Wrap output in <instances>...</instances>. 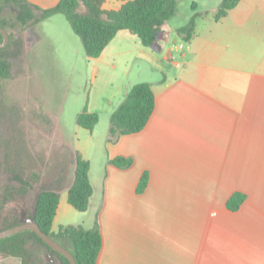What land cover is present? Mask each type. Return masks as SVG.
Masks as SVG:
<instances>
[{
	"label": "crops",
	"instance_id": "crops-1",
	"mask_svg": "<svg viewBox=\"0 0 264 264\" xmlns=\"http://www.w3.org/2000/svg\"><path fill=\"white\" fill-rule=\"evenodd\" d=\"M25 1L49 8L59 0ZM201 11L189 41L176 31L185 23L168 20L150 46L123 29L89 58L100 81L117 78L104 104L108 126L135 83H151L155 96L141 131L115 142L105 136L103 165L93 166L77 147L90 164V214L66 224L98 222L97 264H264V0H239L219 20L216 8ZM47 19L26 28L33 45ZM117 156L132 164L108 162ZM145 171L148 183L138 193ZM70 184L66 197L52 188L60 194L53 230L66 225L54 223L68 210L61 201ZM234 192L246 197L231 211L226 201ZM17 260L0 255V264Z\"/></svg>",
	"mask_w": 264,
	"mask_h": 264
},
{
	"label": "trees",
	"instance_id": "trees-1",
	"mask_svg": "<svg viewBox=\"0 0 264 264\" xmlns=\"http://www.w3.org/2000/svg\"><path fill=\"white\" fill-rule=\"evenodd\" d=\"M4 1L19 3L22 7V30L55 14H62L79 37L87 58L98 57L116 33L123 29L137 35L143 46L152 45L161 26L171 19L177 10V0H126L117 9L104 8L106 0H59L49 8H40L25 0ZM238 2L239 0H221L216 7L214 18L221 19ZM29 6L35 10L34 14ZM191 7L194 12L188 21L176 30L185 41H189L193 36L197 18L206 12L197 11L195 3H192ZM0 26L9 36L7 44L0 47V78H9L12 75V63L23 55L24 37L19 32L9 31L3 22H0ZM154 106L155 96L151 83L138 82L132 85L123 101L110 114L107 142H115L122 135L141 131L147 124ZM17 117L0 104V231L23 222L20 214L2 215V206L16 200V197H27L32 203V212L28 217L32 218L43 232L67 248L77 264H97L102 245L98 222L95 221L91 228L66 224L53 230L52 223L59 203V192L38 186L37 173H33L31 184L28 181L31 175L27 179L23 178L15 166V156L20 145L16 132ZM98 121L99 114L88 111L87 107H84L75 119L76 124L89 131L93 130ZM23 149L22 147L21 152ZM108 162L126 168L132 164V159L117 156L109 158ZM89 168V161L76 151L73 179L67 190V202L81 212L87 210L93 191ZM147 183L148 173L145 171L139 179L137 192H143ZM245 197L241 192L232 193L226 201L227 208L231 211L238 209ZM47 252L54 254L59 264H70L62 254L51 249L30 229L0 238V255L17 257L20 264H48L44 259Z\"/></svg>",
	"mask_w": 264,
	"mask_h": 264
},
{
	"label": "rangeland",
	"instance_id": "rangeland-1",
	"mask_svg": "<svg viewBox=\"0 0 264 264\" xmlns=\"http://www.w3.org/2000/svg\"><path fill=\"white\" fill-rule=\"evenodd\" d=\"M125 1L106 0V3L109 7L118 8ZM220 1L177 0L176 13L169 23H186L194 12L192 3L196 4L197 11H201L216 8ZM0 6V22L9 31L19 32L24 37L23 55L12 63V75L0 78V104L18 116L16 132L20 145L15 166L23 178L31 175L28 178L30 183V179H34L33 173H37L38 186L58 187L61 195L66 197L62 189L70 184L77 147L87 150L93 166L103 165L108 127L104 104L117 78L108 77L100 81L99 75L95 77L93 61L85 56L79 37L62 14L47 19L43 30L38 32L43 39L33 45L32 34L26 28L22 30L23 20L20 19L24 11L19 3L0 0ZM29 7L34 14L35 10ZM84 107H95L99 113L93 133L75 122ZM56 183L58 186H55ZM16 198L2 206L1 214L17 213L28 217L32 212V203L27 197ZM61 202L68 210L60 222L55 221V225L80 223L88 219L90 213L74 209L66 199ZM44 259L48 264H59L56 256L49 252L45 253ZM16 264L20 261L17 260Z\"/></svg>",
	"mask_w": 264,
	"mask_h": 264
},
{
	"label": "water",
	"instance_id": "water-1",
	"mask_svg": "<svg viewBox=\"0 0 264 264\" xmlns=\"http://www.w3.org/2000/svg\"><path fill=\"white\" fill-rule=\"evenodd\" d=\"M0 34L2 35V40L0 41V47H3L7 44L9 40V36L8 33L5 31V29H3L1 26H0ZM25 229H30L34 231L46 244H48V246L51 247V249L62 254L70 264H77L72 253L67 248H65L64 246L53 240L45 232H43L39 228L38 224L30 217L24 216L23 222L21 224L0 231V238L17 233Z\"/></svg>",
	"mask_w": 264,
	"mask_h": 264
}]
</instances>
